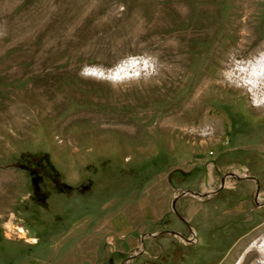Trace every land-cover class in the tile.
I'll list each match as a JSON object with an SVG mask.
<instances>
[{
    "label": "rangeland",
    "instance_id": "1",
    "mask_svg": "<svg viewBox=\"0 0 264 264\" xmlns=\"http://www.w3.org/2000/svg\"><path fill=\"white\" fill-rule=\"evenodd\" d=\"M263 50L264 0H0V264H257Z\"/></svg>",
    "mask_w": 264,
    "mask_h": 264
},
{
    "label": "bare ground",
    "instance_id": "2",
    "mask_svg": "<svg viewBox=\"0 0 264 264\" xmlns=\"http://www.w3.org/2000/svg\"><path fill=\"white\" fill-rule=\"evenodd\" d=\"M245 11V10H244ZM243 12V11H242ZM246 13V11H245ZM243 14V13H242ZM241 14V15H242ZM240 15V16H241ZM244 16V14L242 15ZM243 18V17H241ZM246 18V16L244 17ZM243 18V19H244ZM255 18V17H254ZM237 20V19H236ZM236 22V21H235ZM241 22V21H240ZM239 22V23H240ZM236 26V25H235ZM242 31L244 32L243 34L241 33V35L243 36H247L249 37V39H252L255 41L256 38L253 37L252 33V24L250 23V21H245L242 23L241 25ZM237 30V29H236ZM238 32V31H237ZM239 34V33H237ZM240 36V35H239ZM243 36V37H244ZM235 37V36H234ZM245 38V37H244ZM248 39V38H247ZM246 39V40H247ZM235 41V40H234ZM237 41V40H236ZM243 41V40H242ZM248 41V40H247ZM246 41V42H247ZM233 42V41H232ZM245 42V43H246ZM243 43V42H242ZM235 44V43H234ZM233 44V45H234ZM241 47V46H239ZM244 47V46H243ZM248 47V46H247ZM246 48V47H245ZM244 49V48H242ZM247 49V48H246ZM218 51V50H217ZM224 51V50H223ZM264 53V50L262 51ZM261 52V53H262ZM262 53V54H263ZM260 56V54H256V57ZM263 56V55H262ZM264 59V58H263ZM251 61V60H250ZM259 61V60H258ZM254 62V61H253ZM257 62V60H256ZM259 65L254 67V72L250 74V71L248 72V68H247V62L246 63H240L239 65H236L235 68L232 69V71L234 72V78L238 81V83H240V88L243 92H245L246 95H252L253 99H256L259 101V98L261 96H264V60L260 61L258 63ZM250 65V64H249ZM255 65V63H254ZM246 67V68H245ZM253 69V68H252ZM196 76V75H195ZM233 79V78H232ZM192 80V79H191ZM192 82V81H190ZM189 82V83H190ZM228 82V81H227ZM188 83V84H189ZM193 85V84H192ZM191 85V86H192ZM189 86V85H188ZM199 88V87H198ZM194 89V88H193ZM179 90V89H178ZM193 92V91H192ZM198 94V93H197ZM257 101V102H258ZM259 105H262L261 103ZM166 115V114H165ZM157 127V125H156ZM256 249L258 250L259 254H260V259H258V261L256 262L257 264H264V238L262 240H260V243L256 246ZM256 251V250H255ZM257 252V251H256ZM75 261V259H74ZM78 261V260H77ZM82 262V261H81ZM240 263V262H239ZM238 263V264H239Z\"/></svg>",
    "mask_w": 264,
    "mask_h": 264
},
{
    "label": "clouds",
    "instance_id": "3",
    "mask_svg": "<svg viewBox=\"0 0 264 264\" xmlns=\"http://www.w3.org/2000/svg\"><path fill=\"white\" fill-rule=\"evenodd\" d=\"M136 60L130 58L127 62H122L119 66L112 70H106L100 65H85L79 75L84 79H96V80H106L113 84L122 81L129 74V67H134Z\"/></svg>",
    "mask_w": 264,
    "mask_h": 264
},
{
    "label": "water",
    "instance_id": "4",
    "mask_svg": "<svg viewBox=\"0 0 264 264\" xmlns=\"http://www.w3.org/2000/svg\"><path fill=\"white\" fill-rule=\"evenodd\" d=\"M191 196H194V197H198V198H202V197H204L203 195H201V194H197V193H189ZM183 195H185L184 193H183ZM173 210H174V205H173ZM168 234H170V235H174V233L173 232H168ZM153 237V236H152ZM135 258V255L134 256H132L131 258H130V261L131 260H133Z\"/></svg>",
    "mask_w": 264,
    "mask_h": 264
},
{
    "label": "trees",
    "instance_id": "5",
    "mask_svg": "<svg viewBox=\"0 0 264 264\" xmlns=\"http://www.w3.org/2000/svg\"><path fill=\"white\" fill-rule=\"evenodd\" d=\"M36 190H37V187H35L34 192H36Z\"/></svg>",
    "mask_w": 264,
    "mask_h": 264
}]
</instances>
